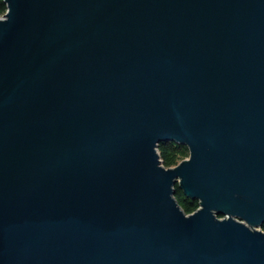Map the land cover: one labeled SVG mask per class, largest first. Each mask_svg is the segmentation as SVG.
I'll list each match as a JSON object with an SVG mask.
<instances>
[{
	"label": "water",
	"instance_id": "95a60500",
	"mask_svg": "<svg viewBox=\"0 0 264 264\" xmlns=\"http://www.w3.org/2000/svg\"><path fill=\"white\" fill-rule=\"evenodd\" d=\"M4 2L0 264H264V0Z\"/></svg>",
	"mask_w": 264,
	"mask_h": 264
},
{
	"label": "trees",
	"instance_id": "16d2710c",
	"mask_svg": "<svg viewBox=\"0 0 264 264\" xmlns=\"http://www.w3.org/2000/svg\"><path fill=\"white\" fill-rule=\"evenodd\" d=\"M6 12H7V7L5 5V2L4 0H0V17L1 16L3 17ZM177 146L178 145L174 143H162L158 146V153L165 168H169L174 164L175 156L179 152ZM176 192H177L176 199L182 210L187 215L194 213L199 208L198 201H192L186 198L182 193V191L178 189V186H176Z\"/></svg>",
	"mask_w": 264,
	"mask_h": 264
},
{
	"label": "rangeland",
	"instance_id": "374dc122",
	"mask_svg": "<svg viewBox=\"0 0 264 264\" xmlns=\"http://www.w3.org/2000/svg\"><path fill=\"white\" fill-rule=\"evenodd\" d=\"M2 17V16H1ZM178 147V153L175 156V161L174 164L172 166L169 167V169L171 168H175L176 166H178L179 164H181L183 161L188 160L189 159V151L186 147H182V146H177ZM161 160V159H160ZM162 163V160H161ZM162 165L164 166V164L162 163ZM259 231H263L264 232V226L263 227H259L257 228Z\"/></svg>",
	"mask_w": 264,
	"mask_h": 264
},
{
	"label": "built area",
	"instance_id": "2783aa9c",
	"mask_svg": "<svg viewBox=\"0 0 264 264\" xmlns=\"http://www.w3.org/2000/svg\"><path fill=\"white\" fill-rule=\"evenodd\" d=\"M1 18V17H0Z\"/></svg>",
	"mask_w": 264,
	"mask_h": 264
}]
</instances>
